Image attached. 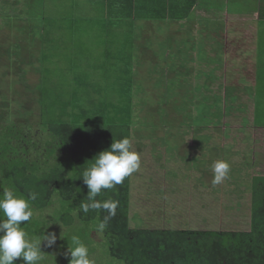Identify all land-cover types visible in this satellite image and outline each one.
I'll list each match as a JSON object with an SVG mask.
<instances>
[{"label":"trees","instance_id":"trees-1","mask_svg":"<svg viewBox=\"0 0 264 264\" xmlns=\"http://www.w3.org/2000/svg\"><path fill=\"white\" fill-rule=\"evenodd\" d=\"M196 3L197 0H30L26 11L29 17L22 18L24 23L18 22L17 27L5 23V34L4 26L0 27V195L4 189L26 198L29 192L37 194L30 201L33 217L21 226L33 240L47 233L56 235L48 252L46 241L41 242L46 254L43 262L60 261L64 256L55 264H69L68 247L74 246L76 237L88 247L94 264H264V174L254 175L251 181L249 230L155 228L159 226L149 218L146 222L156 225L133 227L132 175L95 198L101 204L118 205L103 231H97V227L109 216L106 209L90 208L87 213L80 209L82 203H89L88 188L81 177L83 170L99 152L110 147L113 139L131 138L134 87H127L135 72L148 75L157 64L152 57L146 74L135 67V63L146 59L148 46L143 41L156 34L157 23L191 18ZM98 20L102 42L107 49L106 41L115 46L108 49L99 64L91 53H83L88 44L85 39L93 35ZM257 23V87L248 93L257 92L254 126L264 127V121L259 119L264 114L263 103L258 100L264 95V5L258 11ZM138 43L140 56L136 62ZM106 67L126 70L129 77L123 88L112 89L115 100L109 106L110 98L99 101L93 95L99 93L101 97L102 80L95 78L92 81L100 86L87 89L89 78H78V85L70 78L78 70ZM31 69L39 73L36 85H29ZM103 81L106 84V78ZM54 251L59 252L58 256L53 255Z\"/></svg>","mask_w":264,"mask_h":264},{"label":"rangeland","instance_id":"rangeland-1","mask_svg":"<svg viewBox=\"0 0 264 264\" xmlns=\"http://www.w3.org/2000/svg\"><path fill=\"white\" fill-rule=\"evenodd\" d=\"M41 1L44 2L46 0ZM224 1L226 2L224 10L211 12L212 14L207 13L206 19H209L207 21H204L206 19H200V22L197 23L199 17H204L198 14L199 5H197L192 17L187 19L190 21H185L186 19H184L173 23L163 21L155 24L156 34L151 37L153 39L149 38L143 41L144 45L148 46L146 59L143 63H135V67H139L146 74L145 70L147 72L150 71L149 69L152 66V59L154 57L157 64L148 75L139 76L138 72H135L133 75L131 74L133 81L127 88L130 89V86L134 87L133 111L136 108H143L144 119L148 121L155 119L156 121L155 107H158L162 103V99L166 97L168 89L175 90V87H169V77H165L157 82L156 70H162L164 65L166 66L165 70H169V67L170 70H173L174 66L177 65V68L174 69L180 70L178 71L177 79L185 80V82H190L191 79V83L197 82L198 85L203 84L205 81L208 82L207 93L210 92V99H212L213 141L214 146H216L213 151L214 161L227 160L231 166L230 173L223 183L213 185L211 188V193H213L212 204H207L206 206L211 217L206 221V225L201 224L203 221L200 218L197 224L184 220L188 215L191 216V213L194 215L195 204H187L189 203L188 199L182 196L180 198L181 203H178L174 208V213H170L169 210H160L158 203H145L141 206L142 210L135 214V217L131 216V225L133 227L151 228V225L159 223L163 226L176 228L175 225L179 222H174V219L183 220L182 223L186 226L179 224L183 225L181 227L195 226L194 228L196 229L249 230L251 227L252 195L250 194V184L248 182L253 175L264 173V127L254 126V109L257 92L253 93V95L250 92L248 93L251 88L255 89L257 87L256 75L258 74L255 60L257 59L258 50L256 47V35L260 27L258 28L257 11L245 10L243 13L236 12L234 11L235 8L237 5L242 6L241 4L237 3L236 0ZM29 7L30 0H0V27L4 26L2 33H6L7 23H12L16 27L18 26V22L24 23V19L22 18L29 17L26 15ZM226 8H228L229 12L226 11ZM100 21H96L99 23H96L97 26L94 28V32L91 33L93 35H88L85 39V42L88 44H86L83 50L84 54L86 52L91 53L92 58L96 59L97 64L105 60V53L108 49L110 51L111 49H115V46H111L106 41L107 49L105 41L102 42L103 38L99 34L102 31V27L98 26L101 24ZM141 31L142 28L139 26L138 33L140 34ZM200 36L202 39L205 37L207 41H212L214 54L212 70H199L202 68L201 59H197V61H200L199 68L188 70L191 62L195 58H198L191 51L194 48H198L202 56L207 58L208 64L210 61L212 62L209 52H204L205 43L200 39ZM138 46H141L140 43L136 44V62L140 56ZM199 46L203 51L199 49ZM206 46L208 47V44ZM158 67L161 68L158 69ZM36 70L30 72V77L28 78L29 85H36L39 74ZM186 70L187 73H185ZM96 72L98 74L95 76ZM126 72V70H113L112 67H106L105 69L96 71L78 70V73L70 78L76 85H78V78H89L91 83L86 86L87 89L98 88L100 86L92 81L95 78L102 80L101 86H103L104 92L101 94V97L99 93H93V95L99 101L104 97L110 98L108 100L109 106L112 99L115 100V93L112 89L118 86L123 88L122 84L129 80L128 75L125 74ZM64 73L68 75L70 70H64ZM105 78L106 84L103 81ZM205 91L199 89L198 92L204 93ZM261 93L260 91L259 95ZM139 94L140 98L141 95L143 98L145 97L146 104L135 107L134 101H136L135 98L139 97ZM263 99L264 95L258 98V100L262 101L264 109ZM177 100L185 104V100ZM165 103L166 100L162 104ZM108 117L109 113L106 111L105 119H108ZM259 119L264 121V114L261 113ZM152 123L155 124L156 122ZM145 128L147 129V124ZM178 213L183 214L185 217H178ZM146 218H149L147 220L150 221L155 220L156 223L146 222ZM209 221L212 223L211 226L208 225ZM163 226L155 228H164ZM45 248H47V252L50 250V247L46 246V244ZM52 253L58 256L59 252L54 251ZM43 255L46 256L45 252ZM64 258L62 256L61 260ZM61 260L50 259L49 262L40 261L39 264H55L57 261L61 262ZM14 264H24L22 257L17 258ZM60 264L67 263L66 261H62Z\"/></svg>","mask_w":264,"mask_h":264},{"label":"crops","instance_id":"crops-1","mask_svg":"<svg viewBox=\"0 0 264 264\" xmlns=\"http://www.w3.org/2000/svg\"><path fill=\"white\" fill-rule=\"evenodd\" d=\"M236 2L242 6L237 5L234 11L240 13L245 12V10L258 12L264 5V0H236ZM225 4L224 0H198L195 7L199 5L198 14L204 17H199L197 23L200 22V19H206L207 13L224 10ZM207 20L209 19L204 21ZM185 21L190 20L186 19ZM200 39H202L201 36ZM202 41L205 43L204 52H209L212 62L210 61L208 64L207 58L202 56L198 48H194L191 51L198 58L191 62L188 70H195L200 67V61L197 59L202 60L201 67L203 69L200 68L199 70H212L214 59L212 41H207L205 37ZM199 49L202 50L200 46ZM160 68L158 67V69ZM176 68L177 65L174 66V69ZM165 69L166 66L164 65L162 70H156L157 82L169 77V87H175V90L168 89L166 97L162 99V103L165 100L166 103H161L155 107L156 121L155 119L152 121L145 120L143 108H136L134 111L131 126L132 146L134 150L140 153L142 165L140 170L131 176V216H135L138 211L142 210L141 206L145 203H158L161 210H169L170 213H174L175 206L181 203L180 198L185 196L189 202L187 204H195L194 215L191 213V216L185 217L178 213L177 216L185 217L184 220H189L195 224L200 218L203 221L201 224L206 225V221L211 217L206 206L212 204L213 171L211 166L214 162L213 151L216 148L213 141L212 99H210V92L207 93L209 85L207 86L208 82L206 81L198 85L197 82L191 83V79L190 82L179 80L176 77L180 70H170V67L169 70ZM199 89L206 91L204 93L198 92ZM142 95L141 98L140 94L139 97L135 98V107L146 104V99ZM177 99L185 100V104L178 102ZM152 122L156 123L153 124ZM146 124L147 129L145 128ZM252 178L248 182L250 185ZM207 179L208 181H206ZM175 221L179 222L175 225L178 229L213 230L211 228L196 229L195 226L181 227L184 225L183 220L174 219ZM209 223L210 221L208 225L211 226L212 223ZM157 226L162 227L163 225L157 223ZM163 227L165 229L171 228L169 226Z\"/></svg>","mask_w":264,"mask_h":264},{"label":"clouds","instance_id":"clouds-1","mask_svg":"<svg viewBox=\"0 0 264 264\" xmlns=\"http://www.w3.org/2000/svg\"><path fill=\"white\" fill-rule=\"evenodd\" d=\"M91 165L85 168L81 177L88 188L89 203H82L80 209L87 213L89 209L103 207L109 213L100 223L97 231L106 228L107 220L115 216L117 203L101 204L95 198L104 189H113L124 183L125 179L138 172L142 165L139 152L133 149L132 139L123 137L113 139L109 148L99 152ZM213 185L224 182L230 173V163L227 160H216L212 164ZM36 193L29 192L28 197L18 195L12 189H4L0 195V264H14L17 258L23 259L24 264H39L44 259L41 242L46 241V246L56 242L54 233L43 234L39 240H33L21 226L33 217L30 201L36 199ZM74 246L68 247L70 254L69 264H94L90 258L86 245L74 237Z\"/></svg>","mask_w":264,"mask_h":264},{"label":"bare ground","instance_id":"bare-ground-1","mask_svg":"<svg viewBox=\"0 0 264 264\" xmlns=\"http://www.w3.org/2000/svg\"><path fill=\"white\" fill-rule=\"evenodd\" d=\"M251 204H252V202H251Z\"/></svg>","mask_w":264,"mask_h":264}]
</instances>
